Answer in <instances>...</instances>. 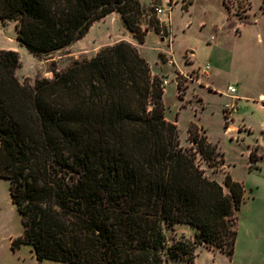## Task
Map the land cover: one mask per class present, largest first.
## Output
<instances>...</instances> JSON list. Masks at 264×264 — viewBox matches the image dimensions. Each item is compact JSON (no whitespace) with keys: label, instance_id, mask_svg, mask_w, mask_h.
I'll return each instance as SVG.
<instances>
[{"label":"trees","instance_id":"obj_1","mask_svg":"<svg viewBox=\"0 0 264 264\" xmlns=\"http://www.w3.org/2000/svg\"><path fill=\"white\" fill-rule=\"evenodd\" d=\"M143 11L140 0H0V22L15 21L33 56L70 46L111 12L143 43ZM20 64L0 49V178L22 227L12 250L59 264H192L200 246L234 254L244 187L229 172L222 183L206 176L197 156L223 167V152L195 122L181 145L162 81L135 46L116 42L33 83L18 79ZM178 223L195 234L168 246L164 228Z\"/></svg>","mask_w":264,"mask_h":264},{"label":"rangeland","instance_id":"obj_2","mask_svg":"<svg viewBox=\"0 0 264 264\" xmlns=\"http://www.w3.org/2000/svg\"><path fill=\"white\" fill-rule=\"evenodd\" d=\"M140 2L144 11L138 23L142 30L147 29L143 43L125 27L117 12H111L94 21L86 34L70 46L41 56H31L24 50L26 55L22 56L17 77L31 83L35 78L52 79L54 70L62 71L74 61L90 59L105 46L119 41L135 46L152 74L162 81L164 116L177 125L181 145L191 146L187 128L195 122L199 133L206 134L223 152V167L212 168L197 156L206 176L222 183L229 172L244 187L234 254L229 257L200 246L192 264H264V148L253 145L264 132V107L260 106L264 101L259 98L264 94V0ZM156 8L162 12L156 14ZM155 18L159 20V32L152 28ZM12 37V26L0 24V49L9 47ZM204 65L209 66L207 72L201 70ZM164 80L168 81L166 85ZM228 85L235 86L238 101L225 95ZM231 101L238 107L236 117L231 119L237 129H225L232 123L225 122L223 107ZM250 151L253 161H249ZM164 231L167 245L171 246L183 238L192 239L194 235H190L196 230L178 223L165 226ZM21 233L20 217L9 196V182L0 178V264H59L38 263L29 246H21L12 255L9 238ZM169 264L186 263L170 260Z\"/></svg>","mask_w":264,"mask_h":264},{"label":"crops","instance_id":"obj_3","mask_svg":"<svg viewBox=\"0 0 264 264\" xmlns=\"http://www.w3.org/2000/svg\"><path fill=\"white\" fill-rule=\"evenodd\" d=\"M169 0H165V3H167ZM175 1V0H174ZM107 16V15H106ZM0 24H2L3 26H12V28H13V37L11 38V40H10V46L9 47H7V48H3V49H11V50H14V51H17L18 52V54H19V57H20V62H21V64H20V67H18V69H17V71H16V75L18 74V72H19V70H20V68H21V65H22V63H23V61H22V56L25 54L26 55V51H24V50H26V48L24 47V46H22L21 44H19V42L16 40V29H15V21L14 20H5L4 22H0ZM147 33H149V32H147ZM28 52V51H27ZM29 53V52H28ZM30 54V53H29ZM31 56H33L32 54H31ZM238 97H240V98H244V97H246V96H242V95H240V96H238ZM259 98H260V100L261 101H264V94H261L260 96H259ZM239 99L237 98V101H238ZM261 107H264V103H262L261 105H260ZM237 111H238V107H236V110H235V112H234V114H233V118H235L236 117V115H237ZM233 122H234V119L231 121V123H232V125L230 126V127H228L229 129H231V128H235V129H237L238 128V126H234L233 125ZM254 146H257V147H259V148H264V132H263V136H262V138L261 139H259V140H257L254 144H253ZM248 155H249V152H248ZM257 155L259 156V157H261V155H260V153H257ZM195 234V231L190 235V236H192V235H194ZM12 238H14V237H10L9 238V250L11 251V254L13 255L21 246H28V245H21L19 248H17V249H15V250H12L11 249V247H10V243H11V240H12ZM30 247V246H29ZM30 251H31V249H30ZM31 254H32V256L35 258V256H34V254H33V252L31 251ZM11 255V256H12ZM35 260H36V258H35ZM37 261V260H36ZM46 261H50V260H43V261H37L38 263H43V262H46Z\"/></svg>","mask_w":264,"mask_h":264},{"label":"built area","instance_id":"obj_4","mask_svg":"<svg viewBox=\"0 0 264 264\" xmlns=\"http://www.w3.org/2000/svg\"><path fill=\"white\" fill-rule=\"evenodd\" d=\"M155 12H156V14H159L162 12V9L156 8ZM211 40H213L212 36H211ZM201 70H202V72H207L209 70V66L204 65V66H202ZM167 82H168L167 80H164L163 84L166 85ZM225 95L228 96L229 98L233 99V100L237 99L235 86L228 85L226 88V91H225ZM223 108L226 109V111L224 112V114H226L224 120H225V122H228L232 119V117H233L232 112H235L236 107H234V102L231 101L230 103L224 104ZM226 129H228V127Z\"/></svg>","mask_w":264,"mask_h":264}]
</instances>
